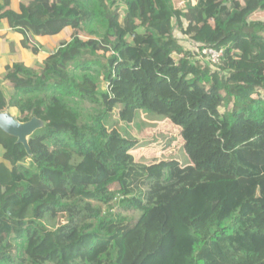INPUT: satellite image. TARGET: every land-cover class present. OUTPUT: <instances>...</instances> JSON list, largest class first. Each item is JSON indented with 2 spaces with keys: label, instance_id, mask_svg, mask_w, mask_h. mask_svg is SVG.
Wrapping results in <instances>:
<instances>
[{
  "label": "trees",
  "instance_id": "16d2710c",
  "mask_svg": "<svg viewBox=\"0 0 264 264\" xmlns=\"http://www.w3.org/2000/svg\"><path fill=\"white\" fill-rule=\"evenodd\" d=\"M0 22L20 38L3 78L16 97L0 108L45 124L29 151L0 129V264H264V0H0ZM86 22L104 34L82 39ZM175 24L223 52L216 69ZM66 30L40 69L21 61L40 54L30 35ZM77 70L103 72L107 92L82 90ZM140 112L179 127L192 163L136 162L111 118ZM187 193L177 232L168 209Z\"/></svg>",
  "mask_w": 264,
  "mask_h": 264
},
{
  "label": "rangeland",
  "instance_id": "374dc122",
  "mask_svg": "<svg viewBox=\"0 0 264 264\" xmlns=\"http://www.w3.org/2000/svg\"><path fill=\"white\" fill-rule=\"evenodd\" d=\"M83 27L84 31L82 34V39L84 40H88L94 37L99 38L105 32V28L98 23L90 24L89 22H86L84 23ZM94 31L97 34H93L92 32ZM70 34L71 31L66 30L56 39L54 37L42 38L30 35L32 42L40 47V54L36 56L34 54H27V52L22 53L20 54L21 61H26L32 68L36 70L40 69L43 58L49 54L54 53L59 48V44L61 41H69ZM174 36L178 40L180 45L184 47V49L196 54L198 60H202L203 63H205L206 65L209 64L208 57L204 55L203 52H201L199 46L192 42L187 36H185L176 24ZM19 40V36H16L11 30L5 27L0 28V46H6L7 53L9 54L8 57H6L7 54L5 53V51L3 50L1 52L2 54L4 53L3 57H6L5 59H9L12 56V45L15 42L18 43ZM5 59L3 58L0 61V96L5 97L7 99L10 97H16V94L13 86L5 84L3 80L4 76H6L7 74L5 71ZM212 68L216 69V67L214 66H212ZM74 77L76 79V82H84L81 84L82 90L96 91L97 93L107 92L108 84L105 80L103 72L83 74L77 70L74 73ZM18 96L25 98V101L30 98L21 95ZM31 99H35V97L32 96ZM75 103L77 102L75 101ZM76 106L80 107L79 109L83 113V116H85V118L89 114L91 116L97 115L100 110L98 107H95L91 103L83 102V104H76ZM0 111H2L3 113H8L14 118H17L18 116H23L20 111L10 106L0 108ZM111 120L116 122L117 127L125 136H129L134 141L138 142V146L131 151L136 162L142 164H151L154 161L176 159L179 160L183 165H188L192 163L183 149V142L180 136L179 127L173 125L170 121L166 119H160L156 115H150L144 112H140L139 117L135 119L136 121L134 120L135 122L130 124L120 122L116 117V113L112 115ZM39 125L40 127H42L44 124L39 122ZM189 201L190 193L183 194L182 196L178 197L168 209L170 223L175 225V229L177 232H179L177 223L178 218L185 212ZM111 205L115 206H111L112 209L111 211H109L110 213H122L123 215H126L129 218L138 217V214L134 212H123L120 209L118 202H115ZM101 209L102 213L105 214V212L107 211V207L103 205ZM67 220V216L63 215L58 219V224L63 225L67 222ZM177 235L178 236L176 238V241L186 237L184 233L183 235H180L179 233ZM172 257V253L168 254L165 264H171V261L173 260Z\"/></svg>",
  "mask_w": 264,
  "mask_h": 264
},
{
  "label": "water",
  "instance_id": "95a60500",
  "mask_svg": "<svg viewBox=\"0 0 264 264\" xmlns=\"http://www.w3.org/2000/svg\"><path fill=\"white\" fill-rule=\"evenodd\" d=\"M39 122L44 124L42 120L37 118H33L27 123H21L8 113H0V129L17 138L18 143L24 145L27 151H29V138L45 125L40 127Z\"/></svg>",
  "mask_w": 264,
  "mask_h": 264
},
{
  "label": "built area",
  "instance_id": "2783aa9c",
  "mask_svg": "<svg viewBox=\"0 0 264 264\" xmlns=\"http://www.w3.org/2000/svg\"><path fill=\"white\" fill-rule=\"evenodd\" d=\"M204 55L208 57L209 65L212 67H216L221 63V59L223 57V52L222 51H217L215 49H203L201 50Z\"/></svg>",
  "mask_w": 264,
  "mask_h": 264
},
{
  "label": "crops",
  "instance_id": "0c3cea01",
  "mask_svg": "<svg viewBox=\"0 0 264 264\" xmlns=\"http://www.w3.org/2000/svg\"><path fill=\"white\" fill-rule=\"evenodd\" d=\"M3 27L9 29L8 26H7L5 23H1V22H0V28H3ZM9 30H11V29H9ZM11 31H12V30H11ZM12 32H14V31H12ZM14 34L17 36V34H16L15 32H14ZM14 40H15V39H14ZM15 43H16V42H15ZM3 50H4L5 53L7 54L6 57H8V55H9V54L7 53V47H6V46H0V61H1L3 58H4V59L6 58V57H3L4 53H3V54L1 53ZM7 60H9V59H8V58L5 59V65H6V61H7ZM2 113H3V112H2Z\"/></svg>",
  "mask_w": 264,
  "mask_h": 264
}]
</instances>
